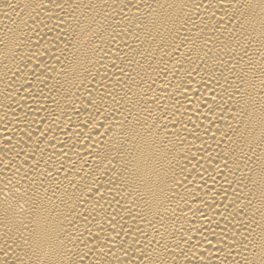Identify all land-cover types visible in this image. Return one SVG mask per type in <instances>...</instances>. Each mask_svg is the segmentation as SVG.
<instances>
[{"label":"bare ground","instance_id":"bare-ground-1","mask_svg":"<svg viewBox=\"0 0 264 264\" xmlns=\"http://www.w3.org/2000/svg\"><path fill=\"white\" fill-rule=\"evenodd\" d=\"M0 264H264V0H0Z\"/></svg>","mask_w":264,"mask_h":264}]
</instances>
